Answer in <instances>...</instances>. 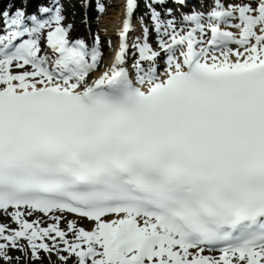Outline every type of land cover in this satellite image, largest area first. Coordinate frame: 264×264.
<instances>
[{
    "label": "snow or ice",
    "instance_id": "snow-or-ice-1",
    "mask_svg": "<svg viewBox=\"0 0 264 264\" xmlns=\"http://www.w3.org/2000/svg\"><path fill=\"white\" fill-rule=\"evenodd\" d=\"M144 6L0 11V264H264V0Z\"/></svg>",
    "mask_w": 264,
    "mask_h": 264
},
{
    "label": "rangeland",
    "instance_id": "rangeland-1",
    "mask_svg": "<svg viewBox=\"0 0 264 264\" xmlns=\"http://www.w3.org/2000/svg\"><path fill=\"white\" fill-rule=\"evenodd\" d=\"M117 3H118L117 0H107L106 1V4H110V5H114V6ZM78 5H80V3L77 4V6L74 9L71 8L70 11H68V9H67V14H71L73 17L70 19L71 20L70 23H72L74 25L82 22V19H83V17H79V14L83 13L84 8L78 7ZM113 7H109L105 13L98 15V19L96 20V30L101 34H103L102 32H103V29L105 28V25H106L105 20L109 19L111 16H113L117 12V10L113 9ZM73 11H74V15H73Z\"/></svg>",
    "mask_w": 264,
    "mask_h": 264
},
{
    "label": "bare ground",
    "instance_id": "bare-ground-1",
    "mask_svg": "<svg viewBox=\"0 0 264 264\" xmlns=\"http://www.w3.org/2000/svg\"><path fill=\"white\" fill-rule=\"evenodd\" d=\"M117 4H119V8L121 6L120 11L116 12L109 19L105 20L106 27H107V35L112 36V37H115V34H117V30L119 29V26H120L121 21L123 19L124 6L122 7V4H120V3H117Z\"/></svg>",
    "mask_w": 264,
    "mask_h": 264
}]
</instances>
